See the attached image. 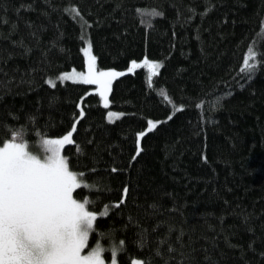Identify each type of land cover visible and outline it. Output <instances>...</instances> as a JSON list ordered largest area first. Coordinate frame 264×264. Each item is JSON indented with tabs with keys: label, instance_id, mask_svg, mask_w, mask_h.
Segmentation results:
<instances>
[{
	"label": "trees",
	"instance_id": "1",
	"mask_svg": "<svg viewBox=\"0 0 264 264\" xmlns=\"http://www.w3.org/2000/svg\"><path fill=\"white\" fill-rule=\"evenodd\" d=\"M85 42L99 70H159L114 78L104 107L58 80L85 68ZM70 131L61 153L91 186L73 197L97 214L87 249L264 264V0H0V148Z\"/></svg>",
	"mask_w": 264,
	"mask_h": 264
},
{
	"label": "snow or ice",
	"instance_id": "2",
	"mask_svg": "<svg viewBox=\"0 0 264 264\" xmlns=\"http://www.w3.org/2000/svg\"><path fill=\"white\" fill-rule=\"evenodd\" d=\"M84 56L87 75L73 72L62 79L98 85L107 106L108 86L123 73L97 72L91 46L84 50ZM140 66L132 63L129 71ZM159 66L149 65L151 69ZM149 123L151 131L156 125ZM70 137L71 133L62 140H45L46 159L30 157L27 145L15 135L17 142L0 149V264H103L99 250L81 255L95 230L97 216L88 207L94 201L77 202L73 197L76 188L91 186L82 174L78 179L70 172L59 156V145L72 143Z\"/></svg>",
	"mask_w": 264,
	"mask_h": 264
},
{
	"label": "rangeland",
	"instance_id": "3",
	"mask_svg": "<svg viewBox=\"0 0 264 264\" xmlns=\"http://www.w3.org/2000/svg\"><path fill=\"white\" fill-rule=\"evenodd\" d=\"M88 47H89V44H88L87 42H85V43H84V46L82 47V54H83V56H84V50H85L86 48H88ZM91 54H92V52H91ZM92 55H93V54H92ZM145 61H147V63H145ZM84 62H85V68H84V69H71V70H68V71L62 72V73L60 74V76L58 77V80L61 81V82H64L65 80H63L62 77H63L64 75H71L73 72L77 73L78 75H87V57H85V56H84ZM132 63H137L138 65H141L140 68H144V69L146 70V72L148 73L149 77H151V76H153L154 74H156L157 71L159 70V67H160V66H159V67L156 68V69H151V68L149 67V65H150V64H158V65H160L159 61H154V60H149V59H146V58H142V59H140V60L130 62L129 66H128L126 69H124L123 71H115V72L123 73V72L129 71V69H130ZM137 68H138V67H137ZM95 69H96L97 72L102 71V70H99V69L97 68L96 63H95ZM106 71H114V70H106ZM68 81L73 82V81H71V80H68ZM112 81H113V80H112ZM76 83H82V82L76 81ZM111 83H112V82H111ZM111 83H110V85L108 86V90H107V92H106V95H107V106H108V104H109V101H108V95H109V91H110ZM92 85H94V87L92 88V92H95V93L99 96V98H100V100H101V104H102V106L107 107V106H105V103H104V99H103V97H101V95H100V88H99V86L96 85V84H92ZM108 116H109L110 120H114L115 118H117V117L119 116V113H118V112H115V111H109ZM110 116H111V117H110ZM69 133L72 134V132L70 131V132H68V133H66V134H64V135H62V136H60V137H57V138H45V139H42V140H40L38 143L33 144V145L26 144V145H27L26 150H27L28 152H30V153H33V154H36V155H39V156H43L44 153L47 151V145H45V143H44L45 140H49V141L62 140L63 137H64L65 135H68ZM140 136H141V134L138 135V138H140ZM70 139H71V137H70ZM65 144H68V142L65 141L63 144L59 145V149H60L59 156H60L61 159H64V160H65V158L63 157V155H62V153H61V149H62V147H63ZM0 149H2V148H0ZM41 149H42V151H41ZM65 161H66V160H65ZM69 171H70V170H69ZM70 172H72V171H70ZM73 173H74V172H73ZM74 174H76V173H74ZM77 176H78V174H77ZM78 179H79V176H78ZM74 199H75V198H74ZM77 202H81V201H78V200H77ZM93 214L97 216V214H95V213H93ZM86 245H87V242H86ZM86 245H85V247H84V249H83L81 255H88V254H89L90 252H92V251L99 250V251H101V259H102L103 264H116L115 255L111 256V258H110L109 260H106V259L104 258V256H103V253H102V249H101V247H98V246H97V247H94V248H91V249H87V248H86ZM132 264H142V263H141V261L135 259V260L132 261Z\"/></svg>",
	"mask_w": 264,
	"mask_h": 264
},
{
	"label": "clouds",
	"instance_id": "4",
	"mask_svg": "<svg viewBox=\"0 0 264 264\" xmlns=\"http://www.w3.org/2000/svg\"><path fill=\"white\" fill-rule=\"evenodd\" d=\"M41 151H42V149H41ZM29 156L32 157L34 160H40L41 158H45L46 159V157H44V155L43 156H39V155L30 153V152H29Z\"/></svg>",
	"mask_w": 264,
	"mask_h": 264
},
{
	"label": "bare ground",
	"instance_id": "5",
	"mask_svg": "<svg viewBox=\"0 0 264 264\" xmlns=\"http://www.w3.org/2000/svg\"><path fill=\"white\" fill-rule=\"evenodd\" d=\"M111 117V116H110ZM63 150V149H62ZM157 177V176H156ZM115 183V182H114ZM146 185V184H145ZM149 191V190H148ZM100 194V193H99ZM148 209V208H147ZM93 243V242H92Z\"/></svg>",
	"mask_w": 264,
	"mask_h": 264
}]
</instances>
